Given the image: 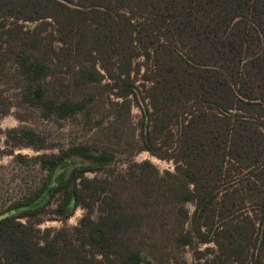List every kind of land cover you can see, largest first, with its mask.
Returning a JSON list of instances; mask_svg holds the SVG:
<instances>
[{
  "label": "trees",
  "instance_id": "obj_1",
  "mask_svg": "<svg viewBox=\"0 0 264 264\" xmlns=\"http://www.w3.org/2000/svg\"><path fill=\"white\" fill-rule=\"evenodd\" d=\"M7 15L53 20L61 43L50 62L18 52L38 83L29 102L68 118L87 106L78 91L107 76L121 100L116 106L131 111L133 99L144 106L142 149L174 161L172 190L194 203L191 216L183 209L190 229L179 233V242L215 243L219 251L210 264H264V0H0V20ZM42 30L26 34L39 44ZM141 57L147 68L139 86L132 75L141 71ZM59 64L74 65L71 87L78 97L47 95L43 80ZM10 131L35 137L27 128ZM33 140L19 144L33 146ZM75 156L93 164L76 166L54 188L53 197L63 194L58 211L69 217L85 206L91 213L99 202L101 214L85 216L74 237L52 229L41 235L36 223L21 218L43 209L33 205ZM115 159V152L93 153L87 145L40 156L48 171L44 185L7 210L25 211L0 220V264H146L129 236L142 213L106 179L86 176Z\"/></svg>",
  "mask_w": 264,
  "mask_h": 264
},
{
  "label": "rangeland",
  "instance_id": "obj_2",
  "mask_svg": "<svg viewBox=\"0 0 264 264\" xmlns=\"http://www.w3.org/2000/svg\"><path fill=\"white\" fill-rule=\"evenodd\" d=\"M43 21L9 15L0 20V109L5 111L0 114V215L8 212L19 215L27 207L7 210L42 188L48 171L41 166L40 156L57 154L73 145H87L93 153L109 150L115 152L116 159L86 176L106 179L109 187L122 195L129 208L142 213L141 226L133 229L129 236L142 250L145 263L210 264L209 259L219 251L215 243L184 245L177 239L179 233L190 229V221L183 209L191 216L195 206L192 202H182L172 190L178 184L174 177L168 175V172L176 173L174 161L142 149L143 105L137 106L133 99L131 111L116 106L114 103L121 100L115 97L113 82L107 76L101 82L78 91L77 95L85 97L87 106L68 118L62 119L43 105L27 100V95L38 83L31 80L21 67L18 52L26 50L34 57L50 62L61 47L55 22L51 19ZM38 26L43 29V40L39 44L26 34ZM90 59L94 60L93 57ZM145 60L142 57L136 60L141 71L132 75L139 86L145 78ZM97 67L101 69L100 62H97ZM74 73V65L56 66L54 75L43 80L47 81V95L61 100L78 97L71 87ZM20 128L33 130L35 137L20 139L19 134L10 131ZM176 138L175 133L171 143ZM28 139H34L33 146L20 145ZM88 164H93L89 157L68 159L54 173L46 193L33 205L38 207L42 204L43 209L21 220L36 223L41 235L52 229L53 233L66 230L73 237L85 216L97 220L101 214L99 202L91 213L85 206H79L65 217L58 211L63 194L52 196L54 188L69 177L76 166ZM197 253H202L200 258ZM234 264L252 262L249 259Z\"/></svg>",
  "mask_w": 264,
  "mask_h": 264
},
{
  "label": "water",
  "instance_id": "obj_3",
  "mask_svg": "<svg viewBox=\"0 0 264 264\" xmlns=\"http://www.w3.org/2000/svg\"><path fill=\"white\" fill-rule=\"evenodd\" d=\"M10 214L11 213H9V212L8 213H5V214H1L0 215V220L3 219V218H5V217H7V216H9Z\"/></svg>",
  "mask_w": 264,
  "mask_h": 264
}]
</instances>
